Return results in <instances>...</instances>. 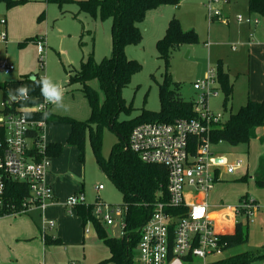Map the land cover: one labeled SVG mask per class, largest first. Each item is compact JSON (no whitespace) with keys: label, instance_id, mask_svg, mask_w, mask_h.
<instances>
[{"label":"rangeland","instance_id":"374dc122","mask_svg":"<svg viewBox=\"0 0 264 264\" xmlns=\"http://www.w3.org/2000/svg\"><path fill=\"white\" fill-rule=\"evenodd\" d=\"M77 1L79 0H66L60 5L49 0H29L10 9L0 1V21H7V26L0 24V33H7L6 40L0 42V84L19 80L23 75L37 74L40 78L48 77L63 89V106H58L61 115L85 120L90 116L88 102L79 83L69 84L67 71L73 68L78 70L81 61L90 53H93L97 62L111 55L112 19L102 20L99 14L93 18L85 12H80ZM209 1L182 0L179 7L164 5L159 7L162 12L155 11L159 8L146 12L144 21L138 25L143 34L142 41L137 45L130 44L125 47L127 58L137 60L142 69L133 75L131 82L123 89V98L127 105L132 104V111L130 114L121 113L119 120L136 117L144 108L160 110V86L164 82L166 68L156 43L164 36L174 14L183 29H193L199 39L196 42L182 41L170 47L169 89L179 92L185 100L195 103L201 93L194 88V83L204 79L208 71L213 69L217 74L218 95L208 98V106L210 110L223 116L222 122H227L231 114L238 112L248 100L264 99V49L247 45L248 34L244 30L245 25L236 19L240 14L257 15L249 11L248 0H219L216 4L212 1L214 6L220 8L222 16L230 22H211L208 18ZM259 18L256 37L261 40L264 21ZM38 40L44 41L42 56L38 52ZM237 43L236 50L233 51L231 46ZM6 63L11 65L9 74L5 73ZM220 73L226 75L232 86L229 96L219 81ZM90 85L99 92L102 99L103 92L99 82L93 80ZM3 101L0 89V114ZM47 131L51 133L52 141L62 146L61 153L51 157L48 170L56 178L60 194L62 193L58 195V201L65 204L68 197L83 186L87 203H95L97 196L101 202L110 206L123 203L121 192L98 167L88 134L85 140L84 162H81L77 147L67 142L70 132L68 124H49ZM117 141L118 136L111 129L102 130L101 153L104 157L109 156ZM213 151L218 156L226 157L230 163L239 159L243 162L242 168L234 174L223 175V179L216 183L209 194L211 210H215L213 216L217 218L218 225H222L221 219L227 223L233 219L230 209L219 208L218 205L238 206L241 204V197L247 196L255 199L262 207L249 218L247 241L229 249L220 259L247 252L253 256L249 264H264V187L258 186L254 180L260 156L264 153V140L254 139L248 145L238 146L222 142L215 145ZM246 174L247 179H241ZM99 184H102L104 189L97 194L95 187ZM65 207L63 213L67 218L76 220L77 231H73L72 223H67L61 228V238L57 233L61 222L53 219L56 227L49 232H53L54 236L62 241H50L45 248L47 254L44 259L40 253L37 255L32 252L36 250L35 243L32 244L30 240L18 242L9 237L20 225L23 226L28 216H17L16 219L14 216L4 217L5 219L0 221V264H98L108 259L109 249L99 239L93 224L89 222L83 227L76 207ZM67 210L72 211L73 215ZM49 216L46 219L52 220ZM240 220L245 222L246 217H241ZM43 224L41 221L42 230L48 229V226ZM101 224L108 236H120V229L116 225L108 226L104 222ZM195 260L197 263L198 259ZM212 260L215 258L208 257V261Z\"/></svg>","mask_w":264,"mask_h":264},{"label":"built area","instance_id":"2783aa9c","mask_svg":"<svg viewBox=\"0 0 264 264\" xmlns=\"http://www.w3.org/2000/svg\"><path fill=\"white\" fill-rule=\"evenodd\" d=\"M212 1L216 4L219 0L209 1V21L229 23ZM236 19L240 24L260 23L259 16L251 14H240ZM0 23L6 24V20L1 19ZM6 38V31H2L0 42ZM37 44L42 56L44 41L38 40ZM233 49H236L235 45ZM10 72L11 65L6 63L5 73ZM217 83L213 69L204 79L194 83V88L201 93L194 105L197 117L176 118L171 122H143L129 135L126 149L144 163L163 165L168 173L166 195L164 197L162 192L158 195L152 215L140 229L136 264H211L228 251L223 236L237 223H249L255 211L262 209L255 199L246 196L238 206L218 205L230 209L233 215L230 223L221 219L222 225L219 226L213 216L215 210H211L209 203L210 192L223 175L234 174L243 165L240 159L230 163L226 157L213 151L217 144L211 140V131L213 125L222 122L223 116L209 109L208 98L218 95ZM14 102L25 101L11 95L7 103L3 102L0 114V208L5 209L4 216L26 215L33 209L44 211L54 197L46 178L51 164L46 118L49 113H54L57 105L44 97L32 106H18ZM9 181L26 184L28 195L17 202L8 201L6 185ZM103 189L102 184L95 187L97 194ZM90 204L94 205V215L100 222L116 225L120 236L123 234L128 212L124 203L110 206L101 202L99 196L95 203H87L85 195L79 192L69 196L65 206ZM244 216L245 222L240 220ZM45 225L50 230L55 226L53 221H46ZM208 257L215 260L208 261ZM195 259H198L197 263Z\"/></svg>","mask_w":264,"mask_h":264},{"label":"trees","instance_id":"16d2710c","mask_svg":"<svg viewBox=\"0 0 264 264\" xmlns=\"http://www.w3.org/2000/svg\"><path fill=\"white\" fill-rule=\"evenodd\" d=\"M8 9L23 5L29 0H0ZM60 5L66 0H49ZM182 0H79L77 4L80 12H85L96 18L98 14L102 20L111 18V55L97 62L93 53L81 61L78 70L67 71L69 84L79 83L86 98L90 116L85 120H78L71 116L49 113L47 123H64L70 126L67 142L76 146L78 158L84 162V149L87 134L95 155L96 162L101 171L110 178L116 188L121 192L123 203L127 205L128 212L125 219L126 227L119 237L108 236L100 220L94 215V205L76 206L77 215L81 218L82 226L92 223L99 239L108 247L110 257L98 264H136L135 252L140 240V229L147 222L154 210L158 195L167 192L168 173L160 164H147L139 157L126 149L132 129L143 122H171L176 118H195V103L185 100L181 94L169 89L170 74L168 73L169 49L173 44L182 41H198L197 33L191 29L185 31L180 20L173 16L168 24L164 36L156 43L160 58L163 59L166 72L164 82L160 86L159 111L144 108L133 118L119 120L121 113L130 114L132 104L127 105L123 98V89L131 82L133 75L140 72L141 64L135 59H129L125 53L127 45H137L143 39L139 24L145 19L146 12L164 5L179 6ZM248 9L264 21V0H248ZM42 61V60H41ZM38 81L40 77L35 74ZM97 80L103 98L99 92L90 85ZM219 81L227 96L232 92L225 74L220 73ZM21 86L29 88V99L25 102H14L18 106L36 105L42 101L40 87L33 82L31 75H23L19 80L7 81L0 84L3 93V102L7 103L11 95L18 96L17 89ZM226 105V104H225ZM226 108V106H225ZM37 118H40L39 116ZM264 127V99L262 101L248 100L238 112L231 114L227 122L213 125L211 140L214 144L220 141L231 146L248 145L257 137V130ZM104 128L111 129L118 136L109 156L101 153V137ZM62 146L59 143H50L48 155H59ZM241 179H247V174ZM256 184L264 187V155L260 159L257 174L254 176ZM26 184L9 181L6 185L8 201L17 202L28 195ZM83 192V191H81ZM246 196H242L243 199ZM6 213L0 208V216ZM249 223L239 222L233 230L223 238L227 242L226 249L245 243L248 239ZM49 243L50 240H47ZM264 256V253L263 255ZM253 256L247 252L235 254L219 259L211 264H249Z\"/></svg>","mask_w":264,"mask_h":264},{"label":"crops","instance_id":"0c3cea01","mask_svg":"<svg viewBox=\"0 0 264 264\" xmlns=\"http://www.w3.org/2000/svg\"><path fill=\"white\" fill-rule=\"evenodd\" d=\"M159 10H160V12H162V8H159V9H157L155 11H159ZM243 15H247V14H243ZM173 16H176V15L174 14ZM259 24H257V25H247V24H244L245 25V29L244 30L248 34V37H247V41H248L247 42V45L248 46H252V45L255 46L256 45V46L262 47L264 49V31H263L261 40H258L257 37H256V34H258V26H259ZM1 25H6L7 26V21H6V24H1ZM6 26H5V28H6ZM234 45L237 46L238 43L237 44H234ZM231 47H232V50L233 51L236 50V49L235 50L233 49V45ZM253 100L254 101H257L259 99H253ZM59 110H60V108H58V106H57L54 109V113L61 115V113L59 112ZM68 136H69V134H68ZM255 139L264 140V127L257 130V137ZM46 140L49 143H55L54 141H52V139H51V133L49 131L46 132ZM263 155H264V153L260 156V159H261V157ZM246 173H248V169H247V172ZM46 178H47L48 184L51 186V189L54 191V194H55V196L53 194V196H54L53 197V201L46 207V209L44 211H42L40 209H33L29 214L19 215V216H28V218H26V221L23 224V226L20 225V228H18L16 230V232H14V234H12L11 236H9L10 238H12V239H14V240H16L18 242L19 241H29L30 240V242H32V244L35 243V249L36 250H33L32 252L36 253L37 255L40 253L42 259H44L45 258V255L47 254L46 251H45V248L48 246L47 240H50V241H58V242L62 241L58 237L54 236L53 232H49V231H52L56 227L55 220H53V219H57L58 221L61 222L60 230H58V232H57L58 235L61 238H63V237H62V234H60V232H61V228L64 225H66L67 223H72V225L74 226V229H73L74 232L77 231V226H78L75 219H73V218H67L64 215V213H63V209L65 207V204H62V202L58 201V199H59V196L58 195H61L62 193L60 194V189H58L59 186L56 183L57 182L56 181V178L54 176H52L51 171H47ZM78 191L79 192L83 191L82 192L83 194L85 193L84 192V189H83V186H82V189H80ZM78 191H76V192L79 193ZM68 213H70V215H73V212L70 211V210L68 211ZM47 216L51 217L52 220H47L46 219ZM4 217H7V216H1L0 217V221L3 220V219H5ZM16 217L17 216H14L13 218L16 219ZM41 221L44 224L46 223V221H53L54 224H55V226L51 230L50 229H44V228L42 230V228L40 226ZM16 223H17V221H16ZM2 247L4 249H6V246L5 245H3ZM108 257H110V255Z\"/></svg>","mask_w":264,"mask_h":264},{"label":"clouds","instance_id":"9594fccd","mask_svg":"<svg viewBox=\"0 0 264 264\" xmlns=\"http://www.w3.org/2000/svg\"><path fill=\"white\" fill-rule=\"evenodd\" d=\"M33 82L40 87L41 94L46 101L54 103L60 107L63 106V89L60 85L53 83L48 77H41L38 81L33 77ZM29 91L28 87L21 86L17 89V94L20 99L28 101L31 99L28 95Z\"/></svg>","mask_w":264,"mask_h":264},{"label":"water","instance_id":"95a60500","mask_svg":"<svg viewBox=\"0 0 264 264\" xmlns=\"http://www.w3.org/2000/svg\"><path fill=\"white\" fill-rule=\"evenodd\" d=\"M31 77L33 78V77H34V75H31Z\"/></svg>","mask_w":264,"mask_h":264},{"label":"bare ground","instance_id":"6f19581e","mask_svg":"<svg viewBox=\"0 0 264 264\" xmlns=\"http://www.w3.org/2000/svg\"><path fill=\"white\" fill-rule=\"evenodd\" d=\"M219 226H221V225H219Z\"/></svg>","mask_w":264,"mask_h":264}]
</instances>
